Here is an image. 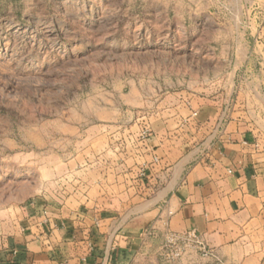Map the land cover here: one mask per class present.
I'll return each mask as SVG.
<instances>
[{
    "label": "crops",
    "instance_id": "1",
    "mask_svg": "<svg viewBox=\"0 0 264 264\" xmlns=\"http://www.w3.org/2000/svg\"><path fill=\"white\" fill-rule=\"evenodd\" d=\"M235 3L216 16L232 22H216L214 43L200 45L207 56L191 46L189 14L163 15L178 47L155 45L169 54L105 93L102 124L72 127V139L102 132L69 157L85 195L39 191L8 207L0 264H168L165 233L187 230L228 263L264 264V0ZM178 264L214 263L193 253Z\"/></svg>",
    "mask_w": 264,
    "mask_h": 264
},
{
    "label": "rangeland",
    "instance_id": "2",
    "mask_svg": "<svg viewBox=\"0 0 264 264\" xmlns=\"http://www.w3.org/2000/svg\"><path fill=\"white\" fill-rule=\"evenodd\" d=\"M238 7L235 0H0V221L39 191L85 195L87 180L73 174L80 168L69 157L102 132L82 129L72 139V127L102 124L105 93L168 53L155 45L178 47L166 12L190 15V43L201 57L215 23L232 22L216 16Z\"/></svg>",
    "mask_w": 264,
    "mask_h": 264
},
{
    "label": "built area",
    "instance_id": "3",
    "mask_svg": "<svg viewBox=\"0 0 264 264\" xmlns=\"http://www.w3.org/2000/svg\"><path fill=\"white\" fill-rule=\"evenodd\" d=\"M230 108L231 100L225 99L217 115L215 123L216 128L220 129L222 127L229 115ZM195 114L196 112L194 111L193 115ZM202 150L203 148L200 147V151ZM154 160L156 161V158H154ZM193 253L203 258L211 259L214 264H231L220 258L214 249L209 247L194 230H187L184 232L167 231L165 233L160 255L166 263L177 262L182 257Z\"/></svg>",
    "mask_w": 264,
    "mask_h": 264
}]
</instances>
